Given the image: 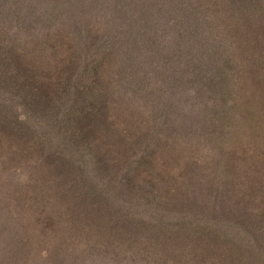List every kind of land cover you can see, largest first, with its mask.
Here are the masks:
<instances>
[{
  "label": "trees",
  "instance_id": "1",
  "mask_svg": "<svg viewBox=\"0 0 264 264\" xmlns=\"http://www.w3.org/2000/svg\"><path fill=\"white\" fill-rule=\"evenodd\" d=\"M0 114V264H264V0H0Z\"/></svg>",
  "mask_w": 264,
  "mask_h": 264
},
{
  "label": "rangeland",
  "instance_id": "2",
  "mask_svg": "<svg viewBox=\"0 0 264 264\" xmlns=\"http://www.w3.org/2000/svg\"><path fill=\"white\" fill-rule=\"evenodd\" d=\"M59 56L61 55H54L53 57ZM19 79L20 81L18 82H23V84L26 83L25 74L23 76L21 75ZM34 83L37 86L36 91L39 93L34 97L38 98L40 102V98L43 94L53 91L51 85H47L48 82L40 78L34 79ZM8 122L10 123V118H3L0 114V201L2 199L7 203L4 211L11 213L12 208H17V211H21L19 208L23 209L25 207L24 203L28 201L29 195L32 196L31 203L33 202L34 205L36 204V186L31 185V180L42 175L48 165L46 163L47 161L42 163L38 159L35 160L33 156L34 153L25 155L20 153L21 141L19 135H17L14 130H10ZM109 132L112 136H116L120 140H125L126 136L123 135L121 130L117 127L109 128ZM136 135L137 134L133 136L132 143H135ZM57 234L56 240H53V236L49 233L45 237L43 236V247H45L47 243L48 246L51 244L58 247L60 232ZM65 234L73 237L69 232ZM79 239L81 241H76L74 251L75 253L77 251L83 254V249L86 248L85 245H87L89 241L83 237ZM56 257H59V254ZM46 261L48 262V260Z\"/></svg>",
  "mask_w": 264,
  "mask_h": 264
}]
</instances>
